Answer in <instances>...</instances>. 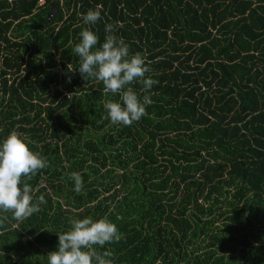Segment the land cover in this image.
<instances>
[{
	"label": "trees",
	"instance_id": "1",
	"mask_svg": "<svg viewBox=\"0 0 264 264\" xmlns=\"http://www.w3.org/2000/svg\"><path fill=\"white\" fill-rule=\"evenodd\" d=\"M38 1L0 0V143L16 131L49 162L27 181L40 212L0 210V264H48L87 217L117 226L97 246L113 264H264V0H64L49 21ZM107 24L158 81L130 85L153 101L131 126L105 118L119 96L72 52Z\"/></svg>",
	"mask_w": 264,
	"mask_h": 264
},
{
	"label": "clouds",
	"instance_id": "2",
	"mask_svg": "<svg viewBox=\"0 0 264 264\" xmlns=\"http://www.w3.org/2000/svg\"><path fill=\"white\" fill-rule=\"evenodd\" d=\"M101 8L97 5L95 10H88L83 15L84 24H96L101 19ZM113 31L114 26L107 24L104 42L97 47L98 36L84 28L72 52L79 58L77 69L82 79L102 82L105 97L109 94L119 96V101L108 99L103 103L107 113L105 118L113 125L131 126L147 115L146 106L153 101L148 94L141 99L130 85L139 81L143 92L149 93L158 81L150 76L146 78V73L151 72L146 59L139 52L130 56L129 46L123 38L113 35ZM71 67L68 64L67 69ZM47 167V159L32 151L28 143L12 131L0 143V210L11 212L12 219L17 222L40 212V205L46 203L45 197L40 195L34 202V189L27 181ZM70 178L74 182V190L79 193L83 188L81 175L73 172ZM70 225L68 231L58 233V251L48 253V264H113L110 259L112 253L97 251V246L103 248L121 239L114 223L106 217L96 221L87 217L72 219Z\"/></svg>",
	"mask_w": 264,
	"mask_h": 264
},
{
	"label": "built area",
	"instance_id": "3",
	"mask_svg": "<svg viewBox=\"0 0 264 264\" xmlns=\"http://www.w3.org/2000/svg\"><path fill=\"white\" fill-rule=\"evenodd\" d=\"M49 1H50V2H53V4H56V3L58 4V2H59L60 4H62L64 0H39V1H38V4H39V5H44V4H47ZM67 15H68V14L65 15V18H67ZM120 23H121V21H120Z\"/></svg>",
	"mask_w": 264,
	"mask_h": 264
},
{
	"label": "water",
	"instance_id": "4",
	"mask_svg": "<svg viewBox=\"0 0 264 264\" xmlns=\"http://www.w3.org/2000/svg\"><path fill=\"white\" fill-rule=\"evenodd\" d=\"M58 10L57 4L53 5V9L50 11L49 16H48V21L51 19V17L53 16V14H55Z\"/></svg>",
	"mask_w": 264,
	"mask_h": 264
}]
</instances>
